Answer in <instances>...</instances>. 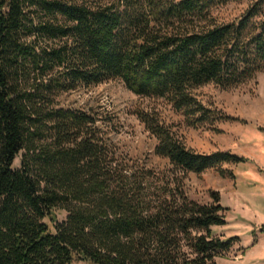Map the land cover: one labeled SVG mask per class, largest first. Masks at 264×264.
I'll use <instances>...</instances> for the list:
<instances>
[{"label":"trees","instance_id":"16d2710c","mask_svg":"<svg viewBox=\"0 0 264 264\" xmlns=\"http://www.w3.org/2000/svg\"><path fill=\"white\" fill-rule=\"evenodd\" d=\"M232 1L0 0V264H217L229 251L238 237L212 229L225 224L218 191L208 204L180 186L149 197V172L110 155L91 113L54 103L120 79L167 99L191 126L215 121L195 90L237 88L264 71V0L219 20ZM137 115L155 153L182 172L244 160L197 152L155 114Z\"/></svg>","mask_w":264,"mask_h":264},{"label":"rangeland","instance_id":"374dc122","mask_svg":"<svg viewBox=\"0 0 264 264\" xmlns=\"http://www.w3.org/2000/svg\"><path fill=\"white\" fill-rule=\"evenodd\" d=\"M254 1L233 0L214 13L219 20H234L244 15ZM195 94L214 114L215 121L191 126L167 99L136 95L120 79L61 92L55 96L54 105L91 113L110 155H117L134 169L149 172V197L157 199L159 187L180 186L190 199L208 204L212 202V192L218 191L220 203L226 208L225 224L212 229L224 239L238 240L216 259L217 264H264L263 245L253 246L264 230V71L255 81L237 88L221 89L209 83L195 90ZM139 110L155 114L177 138L197 152L231 151L244 160L202 173L182 172L166 157L155 153L157 139L138 119ZM19 164L20 157L14 167ZM222 171L233 175H222ZM55 215L59 220L66 217L62 210H56Z\"/></svg>","mask_w":264,"mask_h":264},{"label":"crops","instance_id":"0c3cea01","mask_svg":"<svg viewBox=\"0 0 264 264\" xmlns=\"http://www.w3.org/2000/svg\"><path fill=\"white\" fill-rule=\"evenodd\" d=\"M263 230V229H262ZM264 247V230L259 234L257 235V240L256 242L254 243L253 246H262Z\"/></svg>","mask_w":264,"mask_h":264}]
</instances>
